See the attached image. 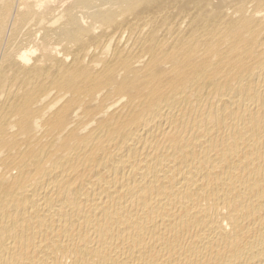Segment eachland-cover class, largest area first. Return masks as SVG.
<instances>
[{"label": "bare ground", "instance_id": "bare-ground-1", "mask_svg": "<svg viewBox=\"0 0 264 264\" xmlns=\"http://www.w3.org/2000/svg\"><path fill=\"white\" fill-rule=\"evenodd\" d=\"M156 3L0 0V264H264V0Z\"/></svg>", "mask_w": 264, "mask_h": 264}, {"label": "rangeland", "instance_id": "rangeland-1", "mask_svg": "<svg viewBox=\"0 0 264 264\" xmlns=\"http://www.w3.org/2000/svg\"><path fill=\"white\" fill-rule=\"evenodd\" d=\"M159 2V3H156ZM162 2V0H155L156 5L160 4ZM152 4V2L150 3V5ZM141 9V8H140Z\"/></svg>", "mask_w": 264, "mask_h": 264}]
</instances>
